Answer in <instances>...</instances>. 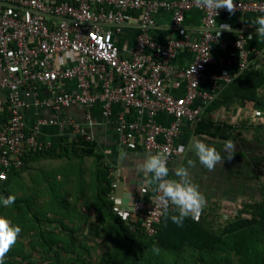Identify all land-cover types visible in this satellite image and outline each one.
Instances as JSON below:
<instances>
[{"label": "built area", "instance_id": "built-area-1", "mask_svg": "<svg viewBox=\"0 0 264 264\" xmlns=\"http://www.w3.org/2000/svg\"><path fill=\"white\" fill-rule=\"evenodd\" d=\"M235 3L239 28L229 35L223 30L219 34L218 25L227 10L216 15L198 8L194 0H0V93L6 92L5 101L0 98V181L23 166L27 151L51 145L53 141L40 137L45 126H58L64 137L94 139L68 112L74 106L88 111L99 104L110 117L115 105L124 103L133 118L118 113L115 127L121 139L132 133L148 156L167 148L169 165L181 153L176 138L183 124L195 130L217 94L263 56L264 48L251 45L254 33L245 15H264V0ZM160 10L171 13L174 27L199 11L198 32L160 38L154 32ZM128 25L138 31L124 53L117 35ZM211 65L220 70L210 74ZM207 79L209 87L203 88ZM178 84L184 87L182 95L173 90ZM42 109L60 115L44 116ZM29 110L35 115L31 126ZM87 118L94 122L89 112ZM156 195L153 189L145 198L143 186L131 207H124L112 190V210L131 231L141 221L143 230L154 236L163 217Z\"/></svg>", "mask_w": 264, "mask_h": 264}, {"label": "rangeland", "instance_id": "rangeland-1", "mask_svg": "<svg viewBox=\"0 0 264 264\" xmlns=\"http://www.w3.org/2000/svg\"><path fill=\"white\" fill-rule=\"evenodd\" d=\"M263 66L264 60L247 70L264 72ZM262 114L255 126L246 127L258 151L252 174L258 180L264 179V126H256ZM100 153L98 148L93 153L67 150L28 160L5 188L15 202L0 203V215L21 228L4 264H138L140 258L139 264H264V207L239 215L240 205L220 197L194 217L204 225L201 232L182 239L166 236L163 245L142 248L149 235L123 231L107 205L111 192L106 194L101 178L105 158ZM252 190L258 199L260 193Z\"/></svg>", "mask_w": 264, "mask_h": 264}, {"label": "crops", "instance_id": "crops-1", "mask_svg": "<svg viewBox=\"0 0 264 264\" xmlns=\"http://www.w3.org/2000/svg\"><path fill=\"white\" fill-rule=\"evenodd\" d=\"M155 16L156 27L154 28V32L160 38H166L170 35L180 36L188 31L197 33L201 22L200 13L197 10L191 11L180 27H174L170 12L160 10ZM237 16L238 13L232 15L223 13L218 18L219 27L222 24H228L233 30L223 31L229 35L235 34L239 28ZM257 17V15L249 13L245 15V23L247 28L251 29L254 33L251 45L262 49L264 48V37L255 36L256 25L253 24V21H255ZM137 31V26L128 25L117 35V41L122 52L127 53L128 49L135 43ZM186 58L189 59V56ZM219 70L220 69L216 65L208 67V72L210 74ZM2 76L3 73L0 71V80ZM73 86V82H67L68 88L71 89ZM202 87H209V79L202 83ZM173 90L176 95H182L184 87L181 84L174 85ZM5 93V91L0 93V98H2L3 101H5L3 96ZM68 112L82 123L85 129L93 135L96 141V147L103 153L105 158L104 161L110 167L112 181L116 180L117 182V186L113 189L116 201L124 207H131L133 201L139 197L140 189L143 186L145 198L149 197L155 185L146 184L145 176L138 170L139 166L148 155L143 150V146L138 137H135L132 133H128L126 141H123L115 127L119 112L124 113L126 118L130 120L133 118V114L124 103H117L110 117H105L103 115L102 108L99 104L94 105L88 109V111L82 106H74L69 109ZM87 112H89L91 119L94 121L93 123L88 120ZM258 112H261L258 105L249 106L248 102L243 104L235 102L226 108L225 106L220 107L212 113V117H219L220 119L228 118L230 122L235 123H238L240 119H248L249 121L253 120L256 122L259 118L257 117ZM40 113L48 117L60 115L45 109H42ZM26 120L30 126L34 123V111L29 110L26 112ZM164 122L166 121L164 120ZM246 130L247 128H244L235 139L231 137L223 138L206 133L197 134L194 130L190 129L187 123H184L182 132L176 138V142L179 146L184 145L186 150L174 158L168 167L171 170L181 165L186 166L188 159L196 160V166L190 169V178L193 183L199 186V190L206 198V204L208 205V203L218 197L221 198L220 201H223V203L233 204L241 196L247 195L250 192L253 193L254 191L252 189H254L258 183V178L252 176L254 171L253 163L255 160L258 161L257 157H255L258 156V151H254L255 144H252L253 137H248L249 135H246ZM64 131L67 130L64 129ZM62 133L63 131L58 126H45L41 131L40 137L44 141H58L64 137ZM195 139H199L206 144L214 146L217 150H222L224 142L231 140L236 144V154L230 162L226 161L223 165L218 164L213 171H208L204 166L199 164L194 152L188 150L189 144ZM121 152L126 153L124 159L120 158ZM169 178H174L171 175V171Z\"/></svg>", "mask_w": 264, "mask_h": 264}, {"label": "trees", "instance_id": "trees-1", "mask_svg": "<svg viewBox=\"0 0 264 264\" xmlns=\"http://www.w3.org/2000/svg\"><path fill=\"white\" fill-rule=\"evenodd\" d=\"M260 61L264 60V53L263 56L259 59ZM264 69V66H263ZM256 70V69H255ZM254 69L244 70L238 76H236L229 84L225 86V88L217 94L216 98L207 105L202 113L201 118L197 121L195 125V133L197 134H209L213 136H220L223 138H233L235 139L239 134L242 132L244 128L247 126H253L255 122L253 120H240V124L235 122H230L227 119H220L219 117H212V113L219 109L222 106L228 107L230 104H234L237 102L238 104H243L252 101L253 105H258L261 111V121L256 123V126L263 127L264 126V72L262 71H255ZM263 79V80H262ZM210 112V113H209ZM209 113V114H207ZM4 116V114H0V117ZM239 122V121H238ZM255 126V125H254ZM67 150H72L74 152L85 151L89 153H93L97 150L96 141L93 140H86L84 135H78L75 137L65 136L61 140L53 141L51 145H45L41 149H34L27 151L23 157L24 163L20 169H14L13 172L10 174L8 179L4 181H0V199L6 198L9 196L7 192V187L9 182L17 177L25 168L26 163L28 160L35 154L39 153H46V154H56L60 152H66ZM100 158L103 157V154H98ZM102 171V181L105 184V191L108 195L109 192L113 190L112 187V174L110 171V167L108 164L103 161L101 165ZM263 172V171H262ZM259 176V170H257ZM264 179L258 180L256 184L257 193H260V197L258 199H254L252 196L253 193H249L247 195H243L242 197L238 198L235 202L236 204L240 205L238 209V214L242 215L243 212H249L253 209H257L258 206L264 207ZM6 188V189H5ZM241 199V200H240ZM239 202H241L239 204ZM112 199H108L107 205L112 210ZM114 213V212H113ZM175 214V213H171ZM116 215V214H115ZM117 216V215H116ZM195 216H189L185 218L183 224L178 226L177 224L173 223L170 218H166L164 215L161 219V222L158 225V233L154 236H148L149 239L147 242L142 244V248H149L152 246H157V244L163 245L166 236H171L176 239H182L190 235H194V233H199L203 229L202 221L197 222L194 219ZM118 222L121 224V228L128 233L135 234V235H143L146 236L144 233L143 227L141 226V221H138L140 225L137 227V230L132 232L128 225L117 216ZM201 224V225H200ZM204 224V223H203ZM158 240V241H157ZM138 254L141 256L140 251ZM142 261L140 258L138 260V264Z\"/></svg>", "mask_w": 264, "mask_h": 264}, {"label": "clouds", "instance_id": "clouds-1", "mask_svg": "<svg viewBox=\"0 0 264 264\" xmlns=\"http://www.w3.org/2000/svg\"><path fill=\"white\" fill-rule=\"evenodd\" d=\"M195 5L205 11L215 12L218 15L219 10L225 9L232 15L237 11L235 0H194ZM253 24L255 27V36L264 37V15L258 16ZM232 31L228 24H222L220 31ZM252 35H249V39ZM193 71H196V66ZM185 146L180 145L178 151L183 153ZM188 150L194 152L199 164L208 171H213L218 164L223 165L226 161L230 162L236 154V144L231 141H225L222 150L195 139ZM169 151L167 148L158 151L155 154L145 158L139 166V171L145 176V183L155 185L154 192L157 194L155 199L161 208V214L178 226H181L185 218L189 216H198L206 206V198L199 190V186L190 178V169L196 166V160L188 159L187 165H181L174 169L168 167ZM126 153L121 152L120 158L124 159ZM171 175L174 178L170 177ZM15 196L9 195L0 199L4 207H8L15 202ZM175 213V214H171ZM21 228L14 225L6 216L0 215V264H4L7 254L16 245ZM153 251L158 252L157 248Z\"/></svg>", "mask_w": 264, "mask_h": 264}]
</instances>
